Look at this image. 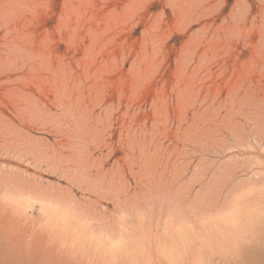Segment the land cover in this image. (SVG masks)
Instances as JSON below:
<instances>
[{
    "label": "rangeland",
    "instance_id": "374dc122",
    "mask_svg": "<svg viewBox=\"0 0 264 264\" xmlns=\"http://www.w3.org/2000/svg\"><path fill=\"white\" fill-rule=\"evenodd\" d=\"M0 264H264V0H0Z\"/></svg>",
    "mask_w": 264,
    "mask_h": 264
},
{
    "label": "snow or ice",
    "instance_id": "6c2138e0",
    "mask_svg": "<svg viewBox=\"0 0 264 264\" xmlns=\"http://www.w3.org/2000/svg\"><path fill=\"white\" fill-rule=\"evenodd\" d=\"M229 3H231V0H228Z\"/></svg>",
    "mask_w": 264,
    "mask_h": 264
}]
</instances>
